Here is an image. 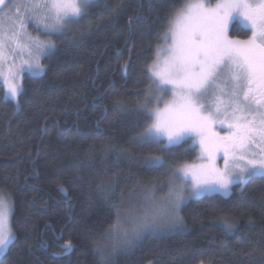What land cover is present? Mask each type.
I'll list each match as a JSON object with an SVG mask.
<instances>
[{
  "label": "trees",
  "instance_id": "1",
  "mask_svg": "<svg viewBox=\"0 0 264 264\" xmlns=\"http://www.w3.org/2000/svg\"><path fill=\"white\" fill-rule=\"evenodd\" d=\"M184 2L96 0L75 32L51 38L56 47L41 60L44 74L23 77L19 103L5 99L0 87V190L12 194L15 233L0 264H97L98 249L114 246L111 264H264L261 177L243 189L234 185L228 195L185 203L183 230L146 234L131 248L115 241L131 195L168 192L170 174L147 168L145 158L163 155L175 164L198 157L197 149L161 153L134 143L143 122L113 112L114 97L131 101L148 83L146 66L163 43L158 33L172 6ZM250 34L238 21L229 26L233 38ZM224 221L236 230L226 232ZM68 241L70 251L62 248Z\"/></svg>",
  "mask_w": 264,
  "mask_h": 264
},
{
  "label": "snow or ice",
  "instance_id": "2",
  "mask_svg": "<svg viewBox=\"0 0 264 264\" xmlns=\"http://www.w3.org/2000/svg\"><path fill=\"white\" fill-rule=\"evenodd\" d=\"M93 2L31 0L27 15L17 17L18 31L13 25L11 35L5 38L0 29V77L5 47L13 56L5 98L16 100L24 93L20 79L25 73L44 74L41 57L56 47L51 35L67 37L72 26L89 16ZM119 7L111 9L112 15H119ZM141 16L137 9L135 18L139 20ZM132 20L129 17V22ZM234 20L250 28L247 39L229 35ZM29 22L35 25L36 37L28 31ZM165 29L158 33L164 44L158 46L155 59L146 66L148 83L131 101L114 97L113 112L134 113L136 122H143V130L133 137L134 143L154 146L161 153L179 147L185 155L198 146L200 163L168 164L163 155L145 158L147 168H163L170 174L168 193L159 200L153 189L141 193L147 207L142 216L135 218L131 230L122 233L119 246L126 248L134 247L145 233L183 230L179 212L187 199L212 193L227 195L233 185L243 189L252 178H264V149L251 150L264 142V0H185L178 7L172 6ZM216 125L223 127V135L215 130ZM221 154L223 169L216 166ZM13 210L12 194L0 190V252H5L15 239L8 226ZM223 223L226 232L236 230L235 224ZM72 247L70 241L62 246L68 251ZM115 250L116 246L111 252L98 249L97 264H111Z\"/></svg>",
  "mask_w": 264,
  "mask_h": 264
},
{
  "label": "rangeland",
  "instance_id": "3",
  "mask_svg": "<svg viewBox=\"0 0 264 264\" xmlns=\"http://www.w3.org/2000/svg\"><path fill=\"white\" fill-rule=\"evenodd\" d=\"M96 1V0H94ZM31 2V0H9V4L6 6L5 9H3L2 11H0V19H2V23H0V29H2V35L7 38L8 36L11 35V31L13 29V25H15V30H19L20 28V25H19V21L17 20V17H20V19H23L26 15H27V5ZM215 2V0H213V3ZM234 21H238V20H234ZM233 21V22H234ZM232 22V23H233ZM239 22V21H238ZM241 23V22H240ZM243 24V23H242ZM244 25V24H243ZM28 27V31L30 32V34L33 36V37H36L38 35V32L33 30L35 28V25H33L31 22L28 23L27 25ZM78 28V26H72L68 33L67 34H70L72 32H75L76 29ZM61 36L59 33H53L51 35V38L53 36ZM41 38H45V37H41ZM164 44V41L162 44H160L159 46L163 45ZM14 46V45H13ZM158 48V47H157ZM52 50V49H51ZM50 50V51H51ZM49 51V52H50ZM157 51V49H156ZM156 55V54H155ZM4 56L6 57L4 63H3V76L0 77V87L3 89L4 91V98H5V93L7 92L8 90V85L11 83V77L9 75V67L11 65V63L13 62V56L11 54H9V51H8V48L5 47L4 49ZM44 56L41 57V60ZM40 60V62H41ZM16 63L18 64L19 63V60L17 59L16 60ZM25 75H29L27 73H25L21 79H20V82L23 83V77ZM5 78H7L8 80V83H5ZM5 99H8L14 103H17L18 101V97L16 98V100H13L11 99L10 97L9 98H5ZM215 130L217 131H220V133L223 135L224 134V129L222 126L220 125H216L215 126ZM257 146V145H256ZM258 148L260 149H264V142H258ZM196 149L198 151V157L200 155V152H199V147L196 146ZM252 151H257L256 148L252 147L251 149ZM222 156V154H221ZM197 157V160L193 163H200V160L198 159ZM218 158V157H217ZM216 166L223 169L224 167V162H223V159H216ZM234 186V185H233ZM232 186V187H233ZM187 188L188 186H185V195L187 196L188 192H187ZM154 190V189H153ZM232 190V188H231ZM155 191V197L157 200L161 199L162 197H165L166 194L164 195H161L157 192V190H154ZM143 191L141 192H137L133 195H131L128 199V202H127V207L126 209L124 210V216L121 218V221H119V223L116 225V228L115 230L113 231V233L115 235V241H116V244H119V240H120V237L122 235V233L125 231V230H131V228L133 227L134 223L136 222L135 221V218L136 217H140L143 215V212H144V209L147 207L146 204H144L142 202L143 200V197L141 195ZM231 192V191H230ZM212 194H221V195H224L222 193H212ZM204 195H211V194H204ZM204 195H201V196H204ZM228 195V194H227ZM200 196V197H201ZM198 197V198H200ZM192 199H196V198H189L187 199L182 205H181V208L182 206L187 203L188 201L192 200ZM180 208V210H181ZM180 214V212H179ZM181 216V214H180ZM10 218H11V215L9 216V227L10 226ZM178 229H168V230H165L163 232H157L155 234H163V233H168V232H173V231H176ZM146 234H150V233H145L143 236H145ZM141 240V239H140ZM138 240V241H140ZM136 241V243L138 242ZM135 243V244H136ZM6 252V251H5ZM5 252H0V257L5 253Z\"/></svg>",
  "mask_w": 264,
  "mask_h": 264
},
{
  "label": "water",
  "instance_id": "4",
  "mask_svg": "<svg viewBox=\"0 0 264 264\" xmlns=\"http://www.w3.org/2000/svg\"><path fill=\"white\" fill-rule=\"evenodd\" d=\"M8 3H9V0H4V3L0 4V11H2L7 6Z\"/></svg>",
  "mask_w": 264,
  "mask_h": 264
},
{
  "label": "flooded vegetation",
  "instance_id": "5",
  "mask_svg": "<svg viewBox=\"0 0 264 264\" xmlns=\"http://www.w3.org/2000/svg\"><path fill=\"white\" fill-rule=\"evenodd\" d=\"M253 147L257 149V152L261 150V149H260V148H258L256 145H254ZM217 159H222V156H218V158H217Z\"/></svg>",
  "mask_w": 264,
  "mask_h": 264
}]
</instances>
